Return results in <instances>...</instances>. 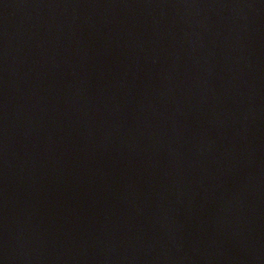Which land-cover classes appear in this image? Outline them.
<instances>
[{"label":"water","instance_id":"obj_1","mask_svg":"<svg viewBox=\"0 0 264 264\" xmlns=\"http://www.w3.org/2000/svg\"><path fill=\"white\" fill-rule=\"evenodd\" d=\"M0 264H264V0H0Z\"/></svg>","mask_w":264,"mask_h":264}]
</instances>
